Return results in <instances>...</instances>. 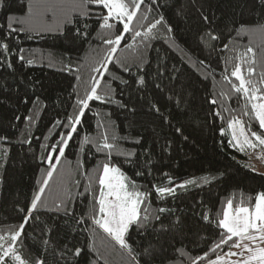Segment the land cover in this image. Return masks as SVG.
<instances>
[{
    "label": "trees",
    "instance_id": "1",
    "mask_svg": "<svg viewBox=\"0 0 264 264\" xmlns=\"http://www.w3.org/2000/svg\"><path fill=\"white\" fill-rule=\"evenodd\" d=\"M33 2L0 0V41L9 22L17 29L7 40L10 50L0 49V236L5 237L0 244L7 247L11 243L10 236L20 231L27 215L30 219L14 245L26 264H130L128 255L122 256L119 246L90 219L94 204L90 193L99 195L98 177L103 164L109 162L120 167L141 191L151 193L147 206L161 217L151 220L147 229L134 226L126 234L132 255L139 254L140 264H191L193 258L207 252L206 259L197 261L204 264L228 251L227 246L215 253L209 251L222 231L217 227L222 209L229 199L234 204L252 205L255 197L264 193V173L247 167L245 155L229 144L228 134L221 135L230 117L223 112L220 93L231 90L223 76L232 79V68L241 63L237 57L248 46L256 49L264 39L259 30L264 24V0H157L148 20L136 30L143 32L161 16L163 22L148 41L137 38L134 42L132 33L122 41L115 54L120 63L109 64L100 86L104 89L106 83L111 84L112 102H89L50 186L42 194L47 203L28 213L48 170L45 158L51 151L55 162L58 151H53L52 145L61 133L66 137L71 130L64 124L69 114L77 113V98L90 90L91 77L96 75L91 72L93 49L108 47L102 44L103 30L94 19L81 18L87 20V38L76 35L83 23L39 34L20 31L27 25L16 21H27ZM151 3L146 0V6ZM88 7L98 11L94 5ZM62 18L63 14H58V19ZM46 19L53 23L50 15ZM209 32L220 37L211 42L214 49L205 43ZM125 43L133 44L134 49L125 48ZM222 44L228 48L222 49ZM227 58L231 64L224 63ZM125 66L129 71H124ZM262 71L257 65L254 78ZM141 78L143 85L137 83ZM238 98L233 94L224 104L236 108ZM211 99L218 103L209 104ZM214 110L222 116H214ZM57 120L61 121L59 126ZM252 124L253 130L259 131L258 124ZM105 133L109 142L112 136L123 137L118 151L134 155L113 152L109 159L107 152L97 153L91 141L101 142ZM85 136L90 138L87 144L83 143ZM256 149L264 154V148ZM88 173L96 180L86 192ZM193 176L203 177L175 196L160 198L152 187H168L169 179L177 184ZM68 190L73 196L69 207L77 219L83 217L87 222L77 224L52 206L51 201L62 198ZM161 207L167 211H156ZM206 215L212 222L205 220ZM76 248L82 249L79 256L72 254ZM145 249L152 251L151 257L144 254ZM98 255L102 258L97 259ZM5 261L17 264L11 257Z\"/></svg>",
    "mask_w": 264,
    "mask_h": 264
},
{
    "label": "snow or ice",
    "instance_id": "2",
    "mask_svg": "<svg viewBox=\"0 0 264 264\" xmlns=\"http://www.w3.org/2000/svg\"><path fill=\"white\" fill-rule=\"evenodd\" d=\"M156 2L157 0H152V3L146 6V0H34L29 5L27 21L23 19L16 21V23L21 25H27L26 28H21L20 31H35L37 34L41 32L61 31L65 24L76 23L79 25L83 23V29L77 27L76 35L87 38L89 34L86 31L88 28L87 20H82L81 18L94 19V22L103 30L100 33L102 44L108 46L107 49H93L95 59L91 72L96 75L91 77L90 90L86 91L83 98H77L74 105L78 109L77 113L75 115L69 114L68 123L64 124L65 128H70L71 130L67 133L66 137L64 133H61L56 144L52 145V150L58 151V154L54 157L55 162H53L51 151L45 158L48 163V170L41 187L30 202L27 209L28 213H32L40 204L47 203L42 200V194L50 186V180H52L54 173L57 171V165L65 154V147L68 146L69 141L73 138V133L78 131L77 125L82 122L81 117L85 115V109L89 108V102H112L113 92L111 84L106 83L104 89H101L100 86L101 80L105 78V74L108 71L109 64L120 63L119 58L115 54L120 49L122 41L127 40L128 33L133 34L132 40L134 42H136L137 38H140L141 41H148L152 38L153 30L163 22V17L161 16L155 22L150 23L143 32L136 30L137 26H143L145 21L148 20V13L154 10L152 5ZM89 5L96 6L98 11H93L88 7ZM145 8L146 10H144ZM61 13L63 14V18L58 19V14ZM73 13L76 14L75 17ZM49 15L52 17L53 23H50L46 19ZM205 20H207V17H205ZM240 27L243 28L245 26L241 25ZM239 30L237 29L236 31L239 32ZM259 30L264 34V24L259 25ZM168 31L170 32L172 29L169 27ZM16 32L17 29L9 22L4 40L0 41V49L3 51L10 50L7 40ZM219 40L220 37L212 32L205 34V43L213 49L215 48V44L211 42ZM251 43L250 41V45ZM124 47L134 49L133 44L125 43ZM227 48L228 44H222V49ZM20 51L24 50L20 49ZM19 59L24 60V57L21 56ZM237 59L241 63H236L232 68L230 73L232 79L228 75L223 76V79L231 84V90L229 92L222 91L219 102L223 112H227L230 117L227 119V129L231 132L229 144L238 151L244 152L247 149L264 148V71L260 73L258 78H254L256 76L257 65L264 70V39L259 41L256 49L248 46ZM32 62L31 59L27 60L28 64ZM200 63L204 64L205 62L200 61ZM224 63L226 65L231 64V58L225 59ZM96 64L100 66L96 67ZM8 67L11 68L12 65L8 64ZM124 71H129V68L125 66ZM76 79L79 80L81 77L77 76ZM122 82L125 85L128 83L127 81ZM137 83L143 85V78L139 79ZM233 94L239 97L236 101V108H230L224 104V100L232 98ZM241 100L244 102L243 105L240 104ZM208 102L211 105L218 103L216 99H211ZM157 111H159L158 108ZM213 115L220 117L222 116V112L214 110ZM16 119L19 120L20 117L17 116ZM252 121L258 124L259 131L253 130ZM56 124L59 126L61 121L57 120ZM98 127L106 126L98 125ZM224 131V128H221V135L224 134ZM121 139L124 138L112 136V142H109V136L105 133L101 142L92 140L91 143L95 144L97 153L107 152L109 159L113 152H117L118 155L125 157L134 155L130 151H118V144ZM89 142L90 138L85 136L83 143L87 144ZM141 174L137 172V175ZM88 179L89 183L86 186V192H89L96 177L88 173ZM73 183L76 184L78 182L73 181ZM192 183L193 181L187 180L174 184L169 179L170 186L168 187L157 185H153L152 187L157 196L163 198L166 195L175 196L178 190L184 189ZM98 184L99 195L96 196L94 193H90L93 195L94 200L91 209L92 216L90 217L92 225L102 230L111 241H114L119 246L122 256L125 253L128 255L130 264H140L139 259H137L139 254L137 256L132 255V247L126 239V234L134 226L147 229L151 220L159 221L161 219L159 215H156L155 211L147 206L151 193L141 191L137 187V184L131 181L120 167L109 162L103 164L102 172L98 177ZM72 199L73 196L70 190H68L62 198L53 199L51 204L57 212H63L64 215L71 217L75 223L87 222L83 217L76 218L75 210L69 207V201ZM156 211L164 213L167 210L161 207ZM29 219L30 217L27 215L24 217V222L19 225L20 231H15L10 236L11 243L7 247L0 244V264H6V257H11L17 264H26L25 260L17 254L14 245L25 230V224ZM205 220L212 222L209 215L205 216ZM217 227L222 231L219 234L218 242H215V247L210 248L209 251L215 253L217 249H221L224 246H227L229 251L224 252L222 255L216 254L215 259H208V264H252L253 261L256 264H264V193L258 194L255 197V202L251 207L244 206L243 202L234 204L232 199L227 200L222 209V218L218 220ZM93 233L95 234V228H93ZM4 240L5 237L0 236V241ZM231 249H237V251H232ZM81 251L82 249L76 248L72 254L79 256ZM97 252H99V249H97ZM144 254L151 257L152 251L145 249ZM207 257L208 253L205 252L203 256L193 258L191 264H197V261L206 259ZM230 257H241V259H226ZM100 258L102 257L98 255L97 259ZM38 264H45V262L38 261Z\"/></svg>",
    "mask_w": 264,
    "mask_h": 264
},
{
    "label": "rangeland",
    "instance_id": "3",
    "mask_svg": "<svg viewBox=\"0 0 264 264\" xmlns=\"http://www.w3.org/2000/svg\"><path fill=\"white\" fill-rule=\"evenodd\" d=\"M224 132H226L228 134V137L230 140L231 139V132L227 128L225 129ZM241 153H243L245 155L244 162H245L247 167H249L250 169H252L256 172L264 173V154H262V152L260 150L247 149L246 151L241 152ZM201 177H203V176H201ZM201 177L193 176V177L187 179V180L193 181L192 184H189L187 186L199 183L200 182L199 178H201ZM187 180H184V181H187ZM184 181H181L178 183H182ZM260 194H262V193H260ZM252 205H244V206L251 207ZM232 251H237V249H232ZM245 255H247V254H245ZM226 259L237 260V259H241V257H230V258H226ZM252 264H256V262L253 261Z\"/></svg>",
    "mask_w": 264,
    "mask_h": 264
},
{
    "label": "crops",
    "instance_id": "4",
    "mask_svg": "<svg viewBox=\"0 0 264 264\" xmlns=\"http://www.w3.org/2000/svg\"><path fill=\"white\" fill-rule=\"evenodd\" d=\"M232 250V249H231ZM229 251V250H228ZM227 252V251H226ZM204 264H208V262L204 263Z\"/></svg>",
    "mask_w": 264,
    "mask_h": 264
}]
</instances>
